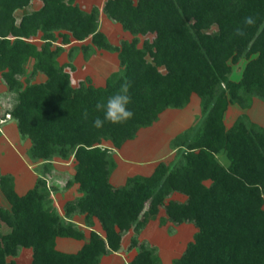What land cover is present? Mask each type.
Wrapping results in <instances>:
<instances>
[{
	"label": "trees",
	"instance_id": "trees-1",
	"mask_svg": "<svg viewBox=\"0 0 264 264\" xmlns=\"http://www.w3.org/2000/svg\"><path fill=\"white\" fill-rule=\"evenodd\" d=\"M31 1L0 0V75L9 98L0 118L17 121L31 141L29 157L43 163V172L23 195L14 177L0 172V191L9 204L0 196V225L9 228H0V264H17L22 247L33 249L32 264H100L122 249L126 234L140 233L157 218L161 225L197 227L174 264H264V126L246 113L230 128L224 121L230 104L248 109L256 97L264 100V0H106L104 13L132 35L119 44L100 30L99 8L86 11L77 0H40L18 23L16 11ZM247 16L255 25L235 36ZM85 40L86 57L96 50L118 54L120 69L102 86L89 78L74 84L75 66L59 61L67 45ZM243 59L242 77L233 80V65ZM39 75L44 79L36 81ZM125 80L131 83L128 107L134 117L93 127L97 117L103 119L96 103ZM194 94L203 115L172 140L177 158L161 161L150 176L114 186V150L103 142L121 148L168 108L188 106ZM55 162L73 164L64 186L77 185L79 193L63 213L54 199L59 188L49 183L56 181ZM174 193L186 199H172ZM98 222L104 233L95 229ZM60 237L84 244L77 252H62ZM129 248L137 252L126 264H162L158 248L136 235Z\"/></svg>",
	"mask_w": 264,
	"mask_h": 264
},
{
	"label": "rangeland",
	"instance_id": "rangeland-1",
	"mask_svg": "<svg viewBox=\"0 0 264 264\" xmlns=\"http://www.w3.org/2000/svg\"><path fill=\"white\" fill-rule=\"evenodd\" d=\"M106 0H77V4L86 11H92L94 7L99 8L100 13V25L101 31L108 33L111 41L115 44L120 43L121 40L127 38L131 39V34L120 26L121 24L111 21L103 11V5ZM41 6L40 0H32L31 4L24 9L16 11L15 15L17 22L19 23L21 17L26 12H31ZM147 37L153 38V35ZM145 37H142L144 39ZM36 43L40 44L41 40L37 38ZM80 45V44H79ZM106 53V52H105ZM116 55V53L107 52ZM64 58L63 56L61 59ZM63 60V59H62ZM246 60L243 59L239 63L233 65V72L231 78L233 80H239L242 77L243 68L245 67ZM99 63L95 64L98 70ZM32 68V64L28 65V71ZM120 69L119 59L116 55V61L114 64L109 65L104 71H96L92 73L95 77V83L102 85L106 76L112 72ZM44 79L43 75H39L36 81ZM91 80V79H90ZM74 84H77L73 81ZM92 82V80H91ZM8 88L3 82L0 75V98H4L7 94ZM1 106V104H0ZM202 103L199 95L194 94L191 102L188 105V110H179L177 108H169L159 120L153 125L144 127L139 130L137 136L134 139L127 141L121 151H114L117 155L119 167L115 171L114 183L118 184L122 182L125 176L142 175L146 176L151 173L155 162L165 161L171 162L177 158V152L174 157L170 156L173 150L172 142L170 141L172 136L181 134L187 130V128L195 126L202 118ZM243 113L248 114L250 120L264 126V100L256 97L252 106L246 110H243L238 104L231 105L229 111L225 115V122L228 126H231L235 120ZM6 123V122H5ZM0 124V130L2 134L7 135V142L0 143V165L2 170H10L16 173L18 182L21 184L19 187L20 194H25L26 185H22L24 180H28V184H31L32 180L36 176L41 175L43 172V163L32 160L29 157L28 151L31 146V141L28 138H24L17 126L16 120H8L5 124ZM171 136V137H170ZM104 146L113 148L110 141H104ZM113 152V154H114ZM219 160L227 165L228 159L224 153L218 155ZM30 159V160H29ZM131 164H130V162ZM40 163V164H39ZM133 163V164H132ZM31 165V166H30ZM37 165V166H36ZM56 169L53 179L49 180L50 185L57 186L59 193L54 194L56 205H62L70 194H74V191H68L64 184L67 177L71 175L73 171V164L65 165L60 162H55ZM125 184V183H120ZM72 192V193H71ZM172 199H178L184 201L186 196L181 193H174ZM7 204V200L4 198V204ZM165 214L162 210L159 216ZM81 217V216H80ZM78 219H81L78 217ZM3 231H7L9 228L5 225H0ZM95 229L101 233H104L101 224L98 222ZM197 227L193 223H183L176 225L169 222L168 224L161 225L160 219L157 218L149 223V225L140 233L130 231L123 238L122 249L116 253H112L109 256L102 258L100 264H126L131 261L136 254V248H129L131 238L136 235L140 241H148L151 245L158 248L159 254L162 258V264H174V259L183 254L187 244L193 240ZM83 244V241L60 237L57 239V249L62 252L74 253L77 252ZM17 264H32L33 249L28 247H22L19 254L14 258Z\"/></svg>",
	"mask_w": 264,
	"mask_h": 264
},
{
	"label": "crops",
	"instance_id": "crops-1",
	"mask_svg": "<svg viewBox=\"0 0 264 264\" xmlns=\"http://www.w3.org/2000/svg\"><path fill=\"white\" fill-rule=\"evenodd\" d=\"M121 26V25H120ZM122 28V27H121ZM107 36H108V38L110 39V37H109V35H108V33L107 32H105V31H103ZM131 37H132V35H131ZM125 39H127V38H125ZM130 39V38H129ZM110 41H111V39H110ZM112 42V41H111ZM90 43V40H85V41H73L71 44H69V45H67L66 47H65V50H64V52L61 54V56L59 57V61H60V63H62V64H65V63H71V64H73L74 66H75V69L74 70H71V76H72V80L73 81H75L76 83H78L79 81H81V80H86V79H91L92 80V83L94 84V85H96V86H102V85H104L105 83H106V79H107V77L110 75H108V76H106L105 77V81H104V83L102 84V85H98V84H96L95 83V77H93V75H92V73H94V72H96V71H100V73H98V74H101V69L104 71V69L105 68H107L109 65H112V64H114V62L116 61V55H117V57H118V54L116 53V52H112V53H116V55H114V54H110V53H107V52H110V51H107V50H96V52H94V53H92V54H90L88 57H86L85 56V54L86 53H84V51H83V49L81 48L82 47V45H86V44H89ZM113 43V42H112ZM80 44V45H79ZM115 44V43H114ZM117 44H119V43H117ZM106 52V53H105ZM64 57V58H62L61 59V57ZM119 59V58H118ZM97 63H99V66H98V70L96 69V67H95V64H97ZM119 63H120V61H119ZM117 71V70H116ZM7 94H8V91H7ZM193 97V96H192ZM191 100H192V98H191ZM231 105H234V104H230L229 105V108H228V110L227 111H229V109H230V107H231ZM169 109V108H168ZM167 109V110H168ZM178 109V108H177ZM167 110H165L161 115H160V117L167 111ZM179 110H182V109H179ZM183 110H188V106H186L185 108H183ZM243 110H246V109H243ZM227 111H226V113H227ZM226 113H225V115H226ZM160 117H159V119H160ZM158 119V120H159ZM8 120H13V119H7V121H6V123L8 122ZM15 120V119H14ZM224 121H225V116H224ZM17 122V121H16ZM5 123V124H6ZM225 124H226V127L227 128H230L231 126H228L227 125V123L225 122ZM190 128V127H189ZM188 129V128H187ZM178 134H176L175 136H170L171 137V139H170V141L172 142V140L177 136ZM7 135L6 134H2V132H1V134H0V143H2V142H7ZM128 142H129V140H128ZM127 143V142H126ZM126 143H124V145L121 147V148H119V149H114V151H121V149L125 146V144ZM173 150L171 151V153H170V156L171 157H174V155L176 154V150L174 149V148H172ZM117 155H115V152H114V158H115V160H116V163H117V166H116V168H115V170L113 171V173L111 174V177H110V181H111V183L114 185V186H121V185H124V184H120V183H125L126 184V182H127V180H128V178L129 177H132V176H125V177H123V180H122V182H119L118 184H115L114 183V177H115V171L118 169V167H119V162H118V160H117ZM30 160V159H29ZM130 162V161H129ZM161 161H157V162H155V164H154V166H153V168L151 169V173L150 174H148V175H146V176H150L153 172H154V170H155V168L157 167V165L160 163ZM40 164V163H39ZM63 164H65V165H69L70 163H63ZM130 164H131V162H130ZM133 164V163H132ZM31 166V165H30ZM37 166V165H36ZM3 168H1V165H0V172L2 173V174H11L13 177H14V180H15V189H16V191L20 194V192H19V187H20V183L18 182V178H17V176H16V173H14V172H12V171H10V170H2ZM72 169H73V167H72ZM73 173H74V169H73V171L71 172V175L70 176H72L73 175ZM40 176V175H39ZM39 176H36V178L34 179V180H32V182H31V184H28V180H24L23 181V184L22 185H26L25 187H27V188H25L26 190V192L29 190V189H31V188H33L34 186H35V184H36V182H37V180H38V178H39ZM69 176V177H70ZM68 178V177H67ZM69 192L70 191H74L75 192V195H78L79 193H78V191H77V185H74V186H72L71 188H69V189H67ZM59 191L60 190H58V192L57 193H59ZM25 192V193H26ZM72 193V192H71ZM20 195H23V194H20ZM0 196H1V203L2 204H4V196L2 195V193H1V191H0ZM73 197H75L74 196V194H70V196L69 197H67L66 199H65V201H64V203L62 204V205H57L58 206V208H59V210L61 211V213H63V207H64V204L67 202V200H69V199H71V198H73ZM4 205H7V206H9V204L7 203H5ZM78 217L79 218H81V219H78ZM75 219L81 224V225H83L82 224V222H83V216H77V217H75ZM153 221V220H152ZM149 225V224H148ZM147 225V226H148ZM96 226H97V223H96ZM95 226V227H96ZM146 226V227H147ZM86 229H87V233L89 232V230L91 229V228H89V227H86ZM145 229V228H144ZM143 229V230H144ZM80 241H82V240H80ZM83 244H84V241H83ZM82 244V245H83ZM122 246H123V243H122ZM82 247V246H81ZM114 253H116V252H114ZM112 254V253H111ZM107 256H109V255H107ZM105 257V256H104Z\"/></svg>",
	"mask_w": 264,
	"mask_h": 264
},
{
	"label": "clouds",
	"instance_id": "clouds-1",
	"mask_svg": "<svg viewBox=\"0 0 264 264\" xmlns=\"http://www.w3.org/2000/svg\"><path fill=\"white\" fill-rule=\"evenodd\" d=\"M255 23L256 19L254 17L247 16L243 21V27L237 26L233 34L237 37H243L246 35L245 28L254 26ZM130 88L131 83L125 80L115 94L109 96L106 101L101 99L96 103V111L103 113V119L97 117L93 121V127L101 129L105 121L114 125H121L134 117L133 111L128 107L132 103ZM0 104L8 105L9 98H0Z\"/></svg>",
	"mask_w": 264,
	"mask_h": 264
},
{
	"label": "built area",
	"instance_id": "built-area-1",
	"mask_svg": "<svg viewBox=\"0 0 264 264\" xmlns=\"http://www.w3.org/2000/svg\"><path fill=\"white\" fill-rule=\"evenodd\" d=\"M7 117L10 118V115H7ZM5 121H6L5 119H1V118H0V124L5 123Z\"/></svg>",
	"mask_w": 264,
	"mask_h": 264
}]
</instances>
